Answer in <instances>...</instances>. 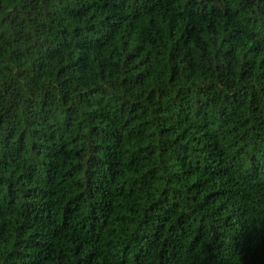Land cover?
I'll return each mask as SVG.
<instances>
[{
  "label": "trees",
  "instance_id": "1",
  "mask_svg": "<svg viewBox=\"0 0 264 264\" xmlns=\"http://www.w3.org/2000/svg\"><path fill=\"white\" fill-rule=\"evenodd\" d=\"M0 264H264V0H0Z\"/></svg>",
  "mask_w": 264,
  "mask_h": 264
}]
</instances>
